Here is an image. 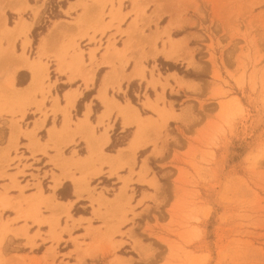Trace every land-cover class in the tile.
<instances>
[{"label": "crops", "instance_id": "0c3cea01", "mask_svg": "<svg viewBox=\"0 0 264 264\" xmlns=\"http://www.w3.org/2000/svg\"><path fill=\"white\" fill-rule=\"evenodd\" d=\"M61 1L0 0V197L9 201L6 208L0 204V222L11 232L6 249L16 250L25 261L88 264L97 245L129 244L121 234L135 224L132 213L139 217L146 206V201L139 203L143 195L152 194L148 182H159L151 164L160 172L175 167L170 162L176 146L187 143L181 137L178 144L165 140L162 130L177 121L180 102L184 106L186 98L196 99L191 96L199 93L180 88L175 77L200 82L175 71L162 72L158 60L195 73L210 71L212 65L198 55L201 42L194 35L201 34V20L193 17L195 25L183 22L193 11L179 12L170 0L148 6L151 23L145 36L139 33L143 24L137 21L138 6L123 0L118 19L110 29L105 28L106 19L104 36L97 34L94 42L90 28L101 6L73 25L83 10H70L77 0L63 7ZM52 7L59 16L43 29V17ZM17 13L28 16L30 25L25 55L33 51V60L40 59L47 68L35 87L32 72L18 57L25 36L7 31L14 27L9 15L16 22ZM56 23L60 28L49 33ZM169 23L172 40L186 39L183 50L175 52L169 43L163 47L168 37L161 33ZM78 36L85 37L74 39ZM12 37H18L13 51ZM201 87L203 93L209 85ZM148 101L156 103L162 117L145 107ZM165 113L172 116L166 119ZM125 180L124 196L115 204L107 202ZM124 212L127 222L119 225Z\"/></svg>", "mask_w": 264, "mask_h": 264}, {"label": "rangeland", "instance_id": "374dc122", "mask_svg": "<svg viewBox=\"0 0 264 264\" xmlns=\"http://www.w3.org/2000/svg\"><path fill=\"white\" fill-rule=\"evenodd\" d=\"M67 1L71 0L58 4L63 7ZM155 1L130 0L132 8L138 6L143 36L151 23L146 11ZM115 2L105 0L92 20L93 42L97 34L104 36L105 20H113ZM169 4L179 12L193 11L194 16L183 22L195 25L193 17L201 20V34L194 36L201 42L198 55L212 65L211 70L195 73L158 60L162 72L175 71L200 82L195 91L200 94L188 93L196 99L186 98L184 106L180 102V119L162 130L165 140L178 144L181 137L187 143L176 146L170 162L175 167L160 172L151 164L159 182H148L152 194L143 195L139 203L146 201V206L139 217L132 213L135 224L121 234L129 244L95 245L88 264H116L117 256L124 258L118 264H264V0H170ZM58 12L52 7L45 13L43 29L58 18ZM17 15L16 22L9 15L10 25L28 17ZM27 57L33 60L34 52ZM189 65L201 68L194 62ZM203 84L209 87L201 93ZM127 214L117 221L119 225L127 222ZM6 224L0 222V264H42L6 249L11 234Z\"/></svg>", "mask_w": 264, "mask_h": 264}, {"label": "bare ground", "instance_id": "6f19581e", "mask_svg": "<svg viewBox=\"0 0 264 264\" xmlns=\"http://www.w3.org/2000/svg\"><path fill=\"white\" fill-rule=\"evenodd\" d=\"M117 3L119 4V6L118 7H114V10L112 11V18H113V20L112 21H114V20H116V19H118V17H119V15L121 14V9L119 8L121 5H122V3H123V0H117ZM104 4H105V0H92L91 2H88V0H77L75 3H72L71 5H70V10H76V9H78V8H80V9H82L83 10V14L82 15H80L78 18H77V20L73 23V25H77L79 22H81V20H82V18H83V16H84V14H86L88 11H90L91 9H93V8H97L98 6H101L100 7V10L102 9V7L104 6ZM112 21L110 22V23H108L107 24V28L109 29L110 27H111V23H112ZM30 25H29V23L26 21V20H23L22 18L21 19H19V21L16 23V25H14V27H13V29H9L10 30V32H12L13 34H17V35H24L25 36V40H24V42H23V45H22V53H21V55H19L18 57H19V59L20 60H22V65L21 66H25V67H27V68H29L30 69V71L32 72V74H33V82H32V84H31V86L33 87H35V86H38L40 83H41V78H40V75L42 74V72L43 71H47V68H46V66H44L42 63H41V61H40V59H38V60H31V59H28V57L25 55V51H26V47H27V44H28V39H27V35L25 34V32L28 30V27H29ZM58 27H59V23H56L55 25H54V27L52 28V30H50V32L49 33H52V32H55V31H57V29H58ZM60 28V27H59ZM172 28V25H171V23H169V25L168 26H166L165 28H164V30H163V32L161 33V35L162 36H167L168 37V40L166 41V43H169V45H170V48H171V50H175V52H177V50H183V48H185V45H186V39H179V40H177V41H174V40H172L171 38H170V29ZM8 30V31H9ZM7 34H8V32H7ZM9 35V34H8ZM10 35H12L11 33H10ZM13 38V37H12ZM91 39H93V37H91ZM13 40V39H12ZM45 41H46V39L45 38H43L42 40H41V43H40V48H42V46L45 44ZM10 46L12 47L11 49H12V51H13V43L11 42L10 43ZM77 47V46H76ZM163 53L164 54H166V57H168V58H171V57H173V55H170V54H167L168 52L167 51H163ZM14 55V54H13ZM179 57V55L177 56V58ZM19 65V66H20ZM197 65V64H196ZM175 81H176V83H177V85L180 87V88H186V89H189V90H194V91H198L199 90V88H197V84L196 83H194V82H189V81H186V80H184V79H182V78H178V77H175ZM155 83V82H154ZM156 84V83H155ZM15 99H18V98H15ZM148 100V99H147ZM159 100H160V98L159 97H157V99H156V102H159ZM145 107H147V108H149V109H151V110H154L156 113H158L159 114V116H161L162 117V113H161V111L160 110H158L157 109V107H156V103H151L150 101H148V103L146 104V106ZM132 110H135L134 108L132 109ZM170 114H167V113H165V115L163 116V117H165L166 119L168 118V117H171L172 115H170ZM175 117V116H174ZM176 119L177 120H179L180 119V115L178 116V117H176ZM134 123H136V124H138L139 125V127H143L144 125L143 124H141V122H140V120H138V119H134V121H133ZM147 126V125H146ZM121 152H123V151H120L119 153H121ZM88 160V159H87ZM129 178V177H128ZM126 184H127V181L125 180V186H126ZM125 186H124V188H125ZM124 188L122 187L120 190H119V192L118 193H116V195H114V197H113V199H111V200H108L107 199V202H109V203H112V204H115L116 202H118L120 199H121V197L122 196H124V193H125V190H124ZM7 199H5L4 197H0V204H1V207L2 208H6L7 207V205H8V203H9V201L7 202L6 201ZM1 244V243H0ZM18 258V257H17ZM19 259V258H18ZM123 257H121V256H117L116 257V264H118V262H120V261H123ZM14 260V259H13ZM17 260V259H16ZM14 262H15V260H14ZM19 262V261H18ZM19 264H21V263H19Z\"/></svg>", "mask_w": 264, "mask_h": 264}]
</instances>
